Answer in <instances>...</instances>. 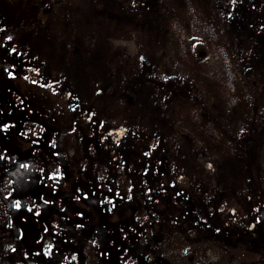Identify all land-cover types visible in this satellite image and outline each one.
<instances>
[{
  "label": "rangeland",
  "instance_id": "rangeland-1",
  "mask_svg": "<svg viewBox=\"0 0 264 264\" xmlns=\"http://www.w3.org/2000/svg\"><path fill=\"white\" fill-rule=\"evenodd\" d=\"M0 131V264H264V0H0Z\"/></svg>",
  "mask_w": 264,
  "mask_h": 264
},
{
  "label": "trees",
  "instance_id": "trees-1",
  "mask_svg": "<svg viewBox=\"0 0 264 264\" xmlns=\"http://www.w3.org/2000/svg\"><path fill=\"white\" fill-rule=\"evenodd\" d=\"M13 80H14V78H13ZM15 80L19 84H22V86L24 85V94L28 98H33L36 101L38 98L40 102L43 101L42 102L43 105L42 106L40 105V108L43 110L42 113L44 112L45 115H52V117L55 118L57 123L61 124L62 126H65V123H68V122H70V124L75 123V121L73 120L74 118L72 117V115L69 111L68 105L65 101V97H63V96L59 97V96H56L54 94L51 95L49 92H47V90H49V87L47 85H44L42 83L41 79H39L38 77L33 76L31 74L29 75L28 73H25L24 75H20V76L18 75V77L15 78ZM47 93H49V94H47ZM42 97H43V99H42ZM47 98L49 101L47 100ZM52 99H55L54 101L57 100L58 103L56 104V106H55V103H53L54 101L51 102ZM86 125H87V122H86ZM87 129H89V128H87ZM89 130H87V131H89ZM4 138H6V137L3 136L2 132L0 131V139H4ZM1 141H3V140H1ZM10 142L9 143L13 144V147H15V150L18 149L21 151V147H20V144H22L21 142H18L17 139L14 142H12V141H10ZM200 160H201V162H203V164H207V165L210 164V167L207 168L209 171L208 172L209 174H211L212 172H215V164H213L214 162L212 160H209V157L204 155V157L200 158ZM52 180L53 179L51 178L50 182ZM55 182H53V183H55ZM59 183L60 184L64 183L65 185H68L67 182L59 181ZM60 186L61 185H59V186L57 185V187H60ZM192 197L199 199V196L197 194H193ZM86 208L87 207H85L84 204L75 200L72 203V206L71 205L68 206V211L70 212V214L78 216V213L79 214L80 213L87 214ZM28 222H31V223L35 222V224H37L36 223L37 221L32 220V219H29ZM236 224H237V226H239L241 228L239 230V233H241L242 238L249 239V240H262L261 242H264V236L262 234H258V231L256 229H254V226H251V225L246 226L245 223L242 222V224H241L238 221H236ZM229 225L233 230H238L237 226L234 225L233 221H230ZM225 250L227 253L234 255L237 259H239L243 262L245 261L246 263L258 262L259 260L264 259L263 258L264 256L262 253L256 252L253 249H250L249 247L247 248V246H244L241 243H239L238 245H235L234 247L225 245Z\"/></svg>",
  "mask_w": 264,
  "mask_h": 264
}]
</instances>
